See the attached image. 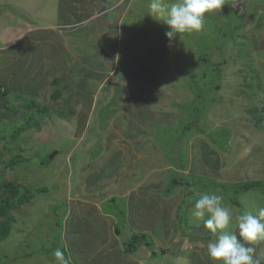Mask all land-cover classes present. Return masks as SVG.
I'll return each instance as SVG.
<instances>
[{"label":"rangeland","instance_id":"1","mask_svg":"<svg viewBox=\"0 0 264 264\" xmlns=\"http://www.w3.org/2000/svg\"><path fill=\"white\" fill-rule=\"evenodd\" d=\"M148 3L0 0V182L32 189L8 209L0 264H54L57 248L69 264H117L135 234L153 243L132 253L141 264H213L196 194H222L234 216L264 207L259 189L234 195L264 182V0H224L172 41ZM32 100L44 112L28 123L7 111Z\"/></svg>","mask_w":264,"mask_h":264},{"label":"clouds","instance_id":"2","mask_svg":"<svg viewBox=\"0 0 264 264\" xmlns=\"http://www.w3.org/2000/svg\"><path fill=\"white\" fill-rule=\"evenodd\" d=\"M223 6L224 0H149L148 15L167 26L169 31L165 35L172 41L179 34L202 31L207 16ZM190 212L195 219L203 220L214 237L206 245L213 264H261V258L255 256V246L264 242V207L256 214L244 212L234 216L222 194L204 191L196 194ZM52 255L54 264H69L61 248Z\"/></svg>","mask_w":264,"mask_h":264},{"label":"trees","instance_id":"3","mask_svg":"<svg viewBox=\"0 0 264 264\" xmlns=\"http://www.w3.org/2000/svg\"><path fill=\"white\" fill-rule=\"evenodd\" d=\"M55 84H57L56 80H55ZM3 94H5V91L2 92V96H3ZM58 96H59L58 93H55L53 97L57 98ZM25 107L29 108L30 110L21 109V108H19V109L18 108H9V109H7V111L9 112L10 115H12L14 117L17 114H19V112H22V116L26 117V119L24 121L22 119V121L24 123H28V122L33 120V116H34L33 114L35 111H37L38 113L44 112L43 108H41L33 100L30 101V103H27V105H25ZM18 129H20V127ZM24 161L28 162V160H26V159ZM17 162H18V158L15 159L13 157L7 163L3 162L2 165L6 169H13V167L17 164ZM40 164L43 165L42 162ZM180 184H181L180 179L174 178L170 181L169 187H167L166 190L170 191L172 188H174ZM19 187L23 188L25 195L23 194L22 196L18 197L16 199V202L14 203L13 200L18 193L17 190ZM251 189L252 190L253 189H259V190L264 192V182L252 181V182L243 183L239 187L234 189V195L239 196L240 194L247 192ZM30 190H32V189H30L29 187H27L25 185H20L18 183H15L13 181L0 182V217H1V219H0V240H4L9 235V231L12 228V223L15 220L14 216L11 213V210L8 211V209H13L15 207H19L21 204H26V203L30 202V198L32 197V195H27L31 192ZM113 198H111L110 200H113ZM116 233L120 234L119 229L117 227H116ZM145 236H146L145 234H142L140 236H139V234L132 235L130 240L127 243H125V249H126L125 252L127 254H132L133 252L136 251L137 248L142 246V245H140L141 243L145 247L152 248L153 247L152 241L145 238ZM137 245H140V246L136 247ZM159 252L161 254H164L163 249H160ZM153 254H155V253H153Z\"/></svg>","mask_w":264,"mask_h":264},{"label":"crops","instance_id":"4","mask_svg":"<svg viewBox=\"0 0 264 264\" xmlns=\"http://www.w3.org/2000/svg\"><path fill=\"white\" fill-rule=\"evenodd\" d=\"M50 21H52V20H50ZM44 23H45V21L42 22V24H44ZM40 35H41L40 37H43V41H44L45 36L43 34H40ZM44 43H46V42H44ZM47 45H49V44H47ZM51 48L53 49V45H51ZM98 212H100V211L98 210ZM99 216L101 217L100 225H104L107 228L104 237H106L107 239H110L111 242H113V244L115 245L113 252L116 253L118 250H121L122 248H124V244L120 243V234L116 233V229H114L115 227L113 228V223H114L113 216L109 215V213H105V214L100 213ZM112 229H113V233L111 232ZM99 234H101L100 230L97 231L98 236H99ZM95 238H96V236H95ZM94 253H95L96 258L100 256V252L98 249ZM93 256H94V254H87L84 258L85 262L83 260L80 264H90L88 262V260L91 259ZM119 256L120 257H119V261L117 262V264H141L140 261L133 260L131 258V256H133V254H127L125 252V250L122 251L121 253H119ZM102 264H104V263L102 262ZM142 264H151V263L147 260V263H142Z\"/></svg>","mask_w":264,"mask_h":264},{"label":"water","instance_id":"5","mask_svg":"<svg viewBox=\"0 0 264 264\" xmlns=\"http://www.w3.org/2000/svg\"><path fill=\"white\" fill-rule=\"evenodd\" d=\"M56 154V152L55 153H53V155H55ZM53 155L52 156H50V158H52L53 157Z\"/></svg>","mask_w":264,"mask_h":264}]
</instances>
